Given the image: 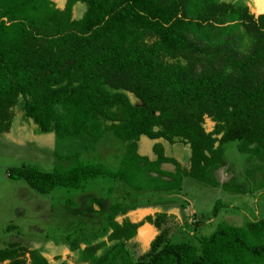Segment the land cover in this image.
Segmentation results:
<instances>
[{"label":"trees","instance_id":"trees-1","mask_svg":"<svg viewBox=\"0 0 264 264\" xmlns=\"http://www.w3.org/2000/svg\"><path fill=\"white\" fill-rule=\"evenodd\" d=\"M231 0H0V135L9 132L22 99L40 132L95 143L107 131L126 142L116 168L84 161L81 152L56 154L51 170L11 167L38 193L56 186L81 189L108 177L133 189H181L184 176L217 186L225 144L264 159V13ZM85 9L73 16L74 6ZM220 27L226 39L207 43L190 26ZM130 94L136 99L132 101ZM206 119L213 121L207 130ZM144 135L188 144V164L152 144L154 158L138 151ZM170 162L173 170L162 168ZM225 189L243 190L225 182ZM216 203L214 213L219 208ZM133 206L109 205L106 239L87 245V263L107 241L118 240L102 264H264V217L222 220L198 244L156 234L132 258L124 243L145 223ZM0 264H48L36 248L16 241L0 247Z\"/></svg>","mask_w":264,"mask_h":264},{"label":"rangeland","instance_id":"rangeland-1","mask_svg":"<svg viewBox=\"0 0 264 264\" xmlns=\"http://www.w3.org/2000/svg\"><path fill=\"white\" fill-rule=\"evenodd\" d=\"M54 1L61 7L65 0ZM84 9L82 4H76L73 16L79 17ZM189 28L192 35L210 44L228 36L223 26L191 25ZM130 98L136 101L131 94ZM14 113L11 129L0 135V247L16 241L36 248L47 257L48 264H102L120 245L118 240L107 241L87 263L82 261V250L107 238L106 214L115 201L133 206L126 215L134 221L147 214L155 218L162 216L158 228L146 221L135 237L124 243L125 251L132 258L143 254L160 232L172 241L198 244L200 238L222 220L238 225L264 217V159L239 151L232 141L225 144V164L214 171L217 186L184 176L181 189H133L118 180L96 177L87 180L81 189L56 186L49 193H38L22 178L9 176V169L32 165L40 170H51L56 154L76 150L81 152L84 161L102 162L116 168L126 142L111 131L90 144L81 137H57L51 131L40 132L25 115L21 98ZM205 127L210 130L213 121L206 119ZM156 140L163 143L167 155L175 157L182 165L188 164V144L179 141L169 143L142 135L138 141L139 153L154 158L152 144ZM162 168L173 170L174 165L166 162ZM225 182L239 184L244 191L225 189L222 187ZM218 202L220 206L215 214Z\"/></svg>","mask_w":264,"mask_h":264},{"label":"water","instance_id":"water-1","mask_svg":"<svg viewBox=\"0 0 264 264\" xmlns=\"http://www.w3.org/2000/svg\"><path fill=\"white\" fill-rule=\"evenodd\" d=\"M250 11L257 16L260 13H264V0H252L248 3Z\"/></svg>","mask_w":264,"mask_h":264},{"label":"crops","instance_id":"crops-1","mask_svg":"<svg viewBox=\"0 0 264 264\" xmlns=\"http://www.w3.org/2000/svg\"><path fill=\"white\" fill-rule=\"evenodd\" d=\"M249 2H252V0H249Z\"/></svg>","mask_w":264,"mask_h":264}]
</instances>
